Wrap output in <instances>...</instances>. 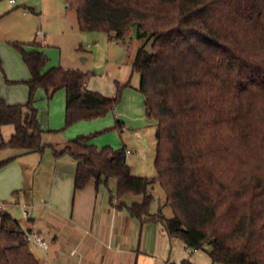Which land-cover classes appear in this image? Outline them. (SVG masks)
I'll return each instance as SVG.
<instances>
[{
  "label": "trees",
  "instance_id": "1",
  "mask_svg": "<svg viewBox=\"0 0 264 264\" xmlns=\"http://www.w3.org/2000/svg\"><path fill=\"white\" fill-rule=\"evenodd\" d=\"M80 31L122 40L134 29L143 41L133 63L141 76L147 117L156 123L157 176L131 173L127 149L89 144L80 136L58 145L43 141L34 94L66 91L69 126L113 111L117 95L90 90L91 72L45 70L44 50L15 43L30 79L26 104L0 97V149L22 154L72 157L74 188L91 182L109 190V201L141 223L158 221L186 248L205 250L215 264H264V0H66ZM80 45V49H82ZM122 130L124 123L117 120ZM14 132L8 140L4 126ZM15 156L0 161V168ZM112 181L115 190L110 189ZM159 182L165 205L151 212L152 185ZM143 196L130 205V196ZM0 264H44L20 224L0 211Z\"/></svg>",
  "mask_w": 264,
  "mask_h": 264
},
{
  "label": "rangeland",
  "instance_id": "2",
  "mask_svg": "<svg viewBox=\"0 0 264 264\" xmlns=\"http://www.w3.org/2000/svg\"><path fill=\"white\" fill-rule=\"evenodd\" d=\"M10 9H26L34 13L38 17L36 28L43 29L47 42L42 46L35 45L33 40L21 42L12 39L0 45V78L4 85L0 93L16 100L17 104H26L29 101V88L27 89L25 82L27 78L30 79V72L15 43L22 44L27 51L34 48L44 50L48 57L45 70L67 65L72 69L91 72L93 75L87 85L90 90L116 96V82H119L124 87L120 93V101L113 111L105 116L78 121L69 126L65 121V89H60L49 97L45 89L38 88L33 104L45 130L43 141L61 145L77 137L87 136V142L100 150L107 146L114 149L125 147L131 151L127 154L131 173L155 178L156 123L147 117L144 96L139 91L141 76L133 68L137 51L143 43L136 37L134 29L122 40H112L104 32L80 31L77 13L75 9L67 6L66 0H17L15 4H11L9 0H0V15ZM14 31L10 30V33ZM40 38L37 42H40ZM79 45L83 48L78 49ZM117 120L124 123L122 130L117 127ZM9 128L14 129L13 126ZM15 150L0 149V161ZM32 156H35V160L31 159L24 169H27L25 171L30 179L36 178L39 181V191L43 193L47 182H50V162H53L55 156L51 148H46L44 153H34L28 158H33ZM36 186L37 184L34 192ZM114 188L115 182L112 181L110 189ZM101 189L104 194L108 192L105 187ZM151 193L155 197L151 212H156L162 206L166 217H172L174 214L171 207L165 205L166 193L158 181L152 185ZM131 198L135 197H129ZM8 211L22 224L26 223L24 209L22 211V208L15 207ZM32 249L39 254L36 248ZM209 249L210 246L206 245L205 250L200 251L206 252Z\"/></svg>",
  "mask_w": 264,
  "mask_h": 264
},
{
  "label": "crops",
  "instance_id": "3",
  "mask_svg": "<svg viewBox=\"0 0 264 264\" xmlns=\"http://www.w3.org/2000/svg\"><path fill=\"white\" fill-rule=\"evenodd\" d=\"M0 17V45L12 39L33 40L35 45L42 46L47 42L43 29L36 28L38 17L34 13L26 9H10ZM10 30L15 31L10 33ZM40 31L43 36L38 35ZM38 38L40 42H37ZM3 87L0 78V91ZM26 87L28 89V85ZM0 97L9 104H17L8 95L6 99L0 93ZM9 126L2 129L5 140L14 132ZM10 154L3 160L15 156L14 159L0 168V201L6 203L8 213L9 208L24 209L28 214H25V224L10 214L21 227L45 237L49 245L47 250L37 249L39 254L33 250L44 264H215L206 252H189L184 242L168 235L162 223H141L131 217L126 208H116L109 201L107 188L108 192L104 194L102 187L97 190L95 183L91 182L76 191L77 163L72 157L64 155L50 162V182L42 193L39 181L30 179L24 169L31 159L35 160V156L28 158L34 153L22 154L15 150ZM36 184L38 187L34 192ZM130 197L135 198H126L128 205L143 200L141 195Z\"/></svg>",
  "mask_w": 264,
  "mask_h": 264
},
{
  "label": "built area",
  "instance_id": "4",
  "mask_svg": "<svg viewBox=\"0 0 264 264\" xmlns=\"http://www.w3.org/2000/svg\"><path fill=\"white\" fill-rule=\"evenodd\" d=\"M11 4H15L17 0H9ZM39 36H43V33L40 31L38 33ZM130 151L127 150V154H129ZM0 211H7V206L5 202L0 201ZM26 216L28 215L27 212H25ZM22 230L25 235V239L30 243L31 247L39 249L43 252H45L48 248V243L45 240V237L38 232H33L30 230H27L22 227ZM188 251H196V249L188 248Z\"/></svg>",
  "mask_w": 264,
  "mask_h": 264
}]
</instances>
